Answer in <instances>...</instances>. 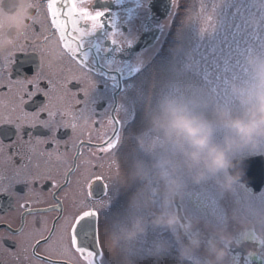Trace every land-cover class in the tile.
I'll return each instance as SVG.
<instances>
[{"label": "snow or ice", "instance_id": "6c2138e0", "mask_svg": "<svg viewBox=\"0 0 264 264\" xmlns=\"http://www.w3.org/2000/svg\"><path fill=\"white\" fill-rule=\"evenodd\" d=\"M100 3L102 0H28L29 15L22 30L16 33L12 49L0 55V77L5 74L9 76L8 82L0 87V90L9 84L17 87L20 90L21 103L25 94L38 98L37 94L42 92L45 97L51 99L57 83L51 77H47L48 90L45 91L41 86V80L45 77L40 65L37 64L36 75L32 79L12 84L11 75L18 74L15 70V63L18 60L15 50L25 51L33 48L35 51L30 57L33 62L38 57L43 59L51 54L60 57L66 55L85 73L84 79L90 76L96 78L91 83V89L85 90L84 100L76 101L77 105L83 106L79 108L71 106L72 119L74 121L84 119L87 123L96 115L95 106L104 103L101 118L91 119V123L99 124L101 129L105 128L106 124L111 126L110 135L107 132L100 133L98 144L93 145L91 138L87 143L75 141L71 167L65 176H70L77 170L76 161L82 155L81 147L89 151L94 147L95 151L91 152V155L97 160L102 159L101 154H109L117 170L115 176L105 177L103 172L96 175L95 165L85 167L86 174L82 173V176L86 182V192L82 189L83 198L74 202L68 210L62 209L59 201L48 208L28 209L30 215L51 211L57 213L52 218V223L48 225L46 235L41 234L40 239L31 245V255L40 264H111L102 246L101 230H106L104 235L113 230L114 215L122 212L128 196V192H125L124 202L120 204L119 195L113 194L111 185L119 179L121 171L126 169L133 151L145 157L158 156L162 150H167L172 156L178 155L175 145L166 144L160 133L153 131L148 124V116L155 111L158 96L174 97L192 107L194 101L213 98L216 102L231 103L229 83L243 81L249 75L245 57L253 54L264 56V6L246 3L245 0H224L217 13L216 30L208 33L204 43L197 44L193 49L199 59L186 61L182 51V54L166 66L162 80L150 81L145 74L143 60L137 57V62H132L130 50L133 48L134 40L128 36H125L123 41L115 38L118 33L121 36H124V33L111 20L105 18L107 10L101 9ZM171 3L173 7H179L176 0H171ZM234 6L236 11L230 12ZM254 7L257 8L256 13L251 11ZM244 10L248 12V16L243 15ZM208 19L211 20L212 17L209 16ZM253 21L257 27L250 29ZM223 32L229 33L231 39L226 35L221 40ZM29 36L40 39L41 45L38 46L35 40L29 39ZM209 56L212 58L211 61ZM9 69H12V73H9ZM31 89L35 91H30ZM42 113H47L49 117L47 121L41 118ZM120 113L124 115L121 117ZM69 114L68 111L59 108L53 110L46 104L33 114L32 119L39 121L44 127L52 128L53 125L60 126L57 122L58 117L62 121ZM71 127L75 129L77 124L72 123ZM256 159H264V151L240 158L238 168L242 171L241 179L248 183L254 179L251 176V164ZM83 163L87 166L89 161ZM176 171L180 174V183L184 191L174 207L182 214L183 219L195 226L185 232L178 227L163 233L149 230L147 235L140 239L138 248L122 252L121 260L130 259L134 264H206L208 259L206 251L209 242L212 241L226 248L225 257L231 258V264L257 262L264 264V238L256 235L257 230L264 231V226L258 227L252 223L250 230L233 232V243L222 244L209 232V226L214 225L227 232L230 224L229 212L235 213L238 220L240 209L233 205L228 192L217 188L211 179L197 185L184 177L183 169L179 165ZM106 179L108 182H105ZM68 183L66 178L63 184L53 183L52 187L59 190ZM236 187L243 185H235L231 189ZM0 192L11 197V185L0 188ZM52 198L56 199L55 192ZM117 204L119 210L113 213L112 208ZM20 207L24 209L26 204H20ZM245 211L246 222H252L264 212V200L246 204ZM201 223L203 227L200 226ZM17 231L23 232V215ZM158 234L166 236L169 245L165 250L156 252L150 247L149 241ZM192 238L197 239L198 249L186 258L178 259L177 249ZM249 243L259 246V252L255 257L245 256L233 247V245L244 247ZM41 244L46 246L45 251L48 255L37 253L36 250ZM121 247L123 248L122 245Z\"/></svg>", "mask_w": 264, "mask_h": 264}, {"label": "flooded vegetation", "instance_id": "af4514ba", "mask_svg": "<svg viewBox=\"0 0 264 264\" xmlns=\"http://www.w3.org/2000/svg\"><path fill=\"white\" fill-rule=\"evenodd\" d=\"M8 2L9 0H0V5L7 7ZM176 2L179 4L178 0ZM27 3L28 0H19L17 4H14L20 9L14 21L9 23L0 22V55L12 49L16 33L22 30L24 21L29 15ZM99 7L107 10L105 18L111 20L124 33V36L119 33L116 35L115 38L118 41H123L125 36L134 40L133 48L130 50L132 62L136 63L137 57H140L144 62L145 74L148 75L149 80H156L158 77L157 71L162 66V48L164 47L162 35L164 27L166 23H170L172 26V30H169L170 36L176 20L180 16L182 9H184L182 3L179 4V7H173L171 3L169 13L165 18H162V0H102ZM41 18L43 19V16ZM39 28L38 24L37 29ZM29 39L35 40L38 46L42 43L40 39L33 36H29ZM15 51L18 57L15 63V70L18 74L11 75L12 84L24 79H32L36 75V66L39 64L45 77V79L41 80L42 88L45 91L48 90L47 77H51L56 81L57 87L51 94V99L45 97L42 92L37 94L38 98L25 94L23 103H21L20 90L17 87L9 84L8 87L0 90V188L8 187L10 184L12 192L11 197L6 193L0 192V264H40L31 255V245L35 240L40 239L41 234L46 235L47 227L52 223V218L57 213L51 211L30 215L28 214V209L48 208L59 201L61 208L68 210L74 202H78L83 198L81 190L83 189L86 192V182L82 176V173H85V167L90 168L95 165V174L99 175L103 172L105 177H114L117 170L109 154H101L102 159L97 160L91 155V152L95 151L94 147L91 151L81 147L82 155L76 161L77 170L70 176H65L71 167L72 151L75 150L74 144L76 140L87 143L91 138L92 144L95 145L100 142L101 132L111 134L110 125L106 124L105 128L101 129L99 124L93 125L91 123V119L101 118L100 113L104 110V103L95 106L96 115L89 119L87 123L84 119L75 121L72 119L71 106L75 105L77 108L83 106L82 104L77 105L76 101L84 100L85 90L91 89V83L96 78L90 76L84 79L85 73L66 55L60 57L59 55L51 54L43 59L38 57L33 62L30 58L35 51L33 48H28L25 51L16 49ZM9 73H12V69H9ZM8 79V74L0 77V87L6 84ZM61 84L71 86L60 87ZM30 91H35V89ZM46 104L53 110L59 108L70 113L62 121L59 117L57 118V122L60 124L59 127L53 125L52 128H47L40 124L39 121L32 119L33 114ZM154 112L148 116V124L153 131L159 132L162 137L161 131L152 127L149 121V117ZM123 115V113H120L121 117ZM41 118L45 121L49 119L47 113H42ZM72 123L77 124L75 129H72ZM65 124L68 126L65 127ZM124 134L127 135L126 132ZM130 157H135L144 163V166L141 167L146 175L136 177V185L132 186L126 179L135 176L128 175L130 171L124 170L121 171L119 179L111 185L113 194L119 195L120 204L124 202V193L128 192L126 205L122 212H118L125 224L128 223L126 209L129 198L140 189L145 192L155 190L156 194L153 196L152 205L153 211L166 209L167 205L163 203L160 192L164 187L167 176L162 181L154 178L151 181V175L155 171L166 172L180 179V174L176 171L177 166L175 170L162 168L161 166L153 168V166L146 165L147 157L135 151ZM242 157L244 156H239V158ZM84 161H89V164L85 166ZM177 164L182 167L180 162ZM183 175L187 178L186 172H183ZM121 176L125 180L123 185L119 183ZM66 178L69 183L59 190L52 187L53 183L63 184ZM105 182H108V180L106 179ZM240 184L243 187L225 190L228 192L233 205L240 209L238 220L235 213L229 212L230 224L227 233L231 235L237 230L251 229L252 222H246L245 220V205L264 200V185L259 191L255 192L251 186L242 182L238 185ZM54 192L56 194L55 200L52 198ZM231 194H234V196L231 197ZM193 198L195 199V194H193ZM20 204H26V208L22 209ZM118 210L119 204L112 208L113 213ZM22 215L23 232H18L17 229L21 225ZM133 215L147 217L148 213L138 206L137 211ZM200 226L203 227V224L201 223ZM149 230H157L158 233L171 231L161 227L149 226L144 236L127 245L122 244V246L126 247L128 251L138 248L140 239L145 237ZM105 231V229L101 230L103 249L111 264H121V246L117 244L112 248V251L109 250L108 248L110 247L107 245L109 242L104 235ZM256 235L260 237L259 230H257ZM156 244L162 245L163 250H165L169 245V241L166 236L158 234L149 241L152 249ZM45 247L44 244H41L40 248L36 250L37 253L48 255ZM233 247L237 248L245 256L255 257L259 252V246L250 243L244 247L237 245H233ZM181 248L177 249L178 259H180L178 250ZM250 252L255 253V255H250ZM224 260L225 264H231L230 257H225Z\"/></svg>", "mask_w": 264, "mask_h": 264}, {"label": "clouds", "instance_id": "9594fccd", "mask_svg": "<svg viewBox=\"0 0 264 264\" xmlns=\"http://www.w3.org/2000/svg\"><path fill=\"white\" fill-rule=\"evenodd\" d=\"M19 0H9L7 7L0 5V22L14 21L20 9L14 6ZM256 4L264 6V0H256ZM254 23V21H253ZM247 63L251 70V80L244 85H232L231 91L243 106L241 115H233L223 106L214 109L215 120L210 121L200 113L194 111L187 103L181 102L167 95L158 96L156 111L149 117L152 127L161 131L164 138L174 144L186 161L187 179L193 184H202L209 179L221 190H229L241 182L242 171L238 168L239 154L248 151L256 153L264 144V58L248 57ZM223 132L220 142L216 140L217 131ZM153 165V168H156ZM146 175L142 167L133 162L130 176ZM164 187L160 192L163 203L168 207L153 211V196L155 190L145 192L143 189L133 193L129 198L126 213L128 223L116 213L112 220L113 230L108 231L106 239L110 247L127 245L145 235L149 226L171 230L178 227L182 232L188 231L194 224L183 219L175 205L183 195V185L180 179L166 172L155 171L154 179H164ZM119 183H125L121 176ZM140 206L148 213L147 217L133 215ZM255 225L264 226V212L252 221ZM210 233L222 244L233 243L232 235L222 228L209 226ZM260 238H264V231ZM199 247L196 238L190 239L183 248L178 250L180 259L186 258ZM127 252L126 247H121ZM163 246L156 244L153 251H162ZM250 255L255 253L250 252ZM226 248L215 242H210L206 264H224ZM121 264H133L130 259H122Z\"/></svg>", "mask_w": 264, "mask_h": 264}, {"label": "rangeland", "instance_id": "374dc122", "mask_svg": "<svg viewBox=\"0 0 264 264\" xmlns=\"http://www.w3.org/2000/svg\"><path fill=\"white\" fill-rule=\"evenodd\" d=\"M223 0H186L184 9H182L180 16L175 22L172 34L169 36L170 29L172 30V26L170 23H166L164 27V33L162 35V44L164 47L162 48V66L158 69V77L156 81H160L163 79L165 74V68L169 65L170 61L174 60L179 54H182L186 61L199 59V56L193 49L196 48L197 44H202L207 39V34L214 32L217 26V13L220 10V7L223 5ZM215 6V8H214ZM212 17L211 20L208 17ZM168 24V25H167ZM204 37L202 40L201 37ZM221 47L223 45L221 44ZM261 58L260 56H256ZM211 56H209V61H211ZM245 64L248 69V78L243 81H232L228 85V91L232 98V102L225 104L223 102H216L215 99L210 100H200L194 101V107L190 106L194 111L200 113L208 120H215L214 109L217 106H223L228 109L233 115H241L243 113V106L241 105L239 99L233 95L231 91L232 85H244L251 80V70L249 65L247 64V56L245 57ZM209 68L211 69V64H209ZM156 111V108H155ZM223 137V132L218 130L216 134V140L220 142ZM162 138L165 140L166 144H171L167 141L164 136ZM264 151V144H261L260 147L256 150ZM177 156H172L167 150H162V155L154 156L149 155L146 158V165H156L161 166L162 168H169L175 170L176 166H178V162L182 165L183 172L185 170L186 161L177 150ZM250 154L248 151H243L239 154V156H246ZM133 162L139 164L140 166H144L140 160H137L135 157H130L127 161V166L125 170L130 171L131 165ZM130 168V170H129ZM130 175V174H128ZM153 174L151 175V181H153ZM162 181V179H156ZM126 181L129 182L130 185H136V177L127 178ZM234 192V191H233ZM240 192V191H239ZM234 194H231L233 197ZM237 196V195H236ZM168 206H166L167 208ZM109 246V243L107 244ZM110 247V246H109ZM111 248V249H110ZM109 250H113L110 247Z\"/></svg>", "mask_w": 264, "mask_h": 264}, {"label": "water", "instance_id": "95a60500", "mask_svg": "<svg viewBox=\"0 0 264 264\" xmlns=\"http://www.w3.org/2000/svg\"><path fill=\"white\" fill-rule=\"evenodd\" d=\"M170 6L171 0H162V18H165L168 15ZM251 176L254 178L251 183L242 179L241 182L251 186L255 192L259 191L264 185V159H256L252 162Z\"/></svg>", "mask_w": 264, "mask_h": 264}, {"label": "trees", "instance_id": "16d2710c", "mask_svg": "<svg viewBox=\"0 0 264 264\" xmlns=\"http://www.w3.org/2000/svg\"><path fill=\"white\" fill-rule=\"evenodd\" d=\"M178 2H179V4L182 3V5L184 6L186 1H185V0H178ZM245 2H246V3H256V0H245ZM222 3H224V0H223ZM237 6H239L238 3H237ZM229 11H230V12H235V11H236V6H234L233 8H231ZM251 11H252V13H256V12H257V8L254 7V8H252ZM243 15H244V16H248V12H247L246 10H244V11H243ZM217 20H218V16H217ZM256 27H257V25H256L255 23H253V24L250 25V29H252V28H256ZM226 35L228 36L229 39H231L230 34L227 33V32H223V33H221V37H220V39L223 40V39H224V36H226ZM252 56H255V57H256V56H258V55H255V54H253V55H248L247 58H248V57H252ZM260 57H261V58H264V56H260ZM247 64H248V63H247Z\"/></svg>", "mask_w": 264, "mask_h": 264}]
</instances>
